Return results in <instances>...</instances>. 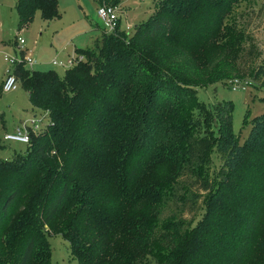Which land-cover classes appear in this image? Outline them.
<instances>
[{"label": "trees", "instance_id": "16d2710c", "mask_svg": "<svg viewBox=\"0 0 264 264\" xmlns=\"http://www.w3.org/2000/svg\"><path fill=\"white\" fill-rule=\"evenodd\" d=\"M238 1L156 0L155 13L131 36H120L119 19L93 51L76 48L84 59L62 75L12 67L48 121L30 133L24 153L0 159V264H49L50 232L68 241L75 264H264V204L234 207L226 212L232 225L209 232L220 207L217 183L205 174L217 161V177L231 185L261 166L264 112L241 144L229 101L211 107L216 134L204 112L180 107L208 79L198 68L215 64L213 82L236 71L264 75L261 64L250 69L253 51L240 56L226 23ZM14 7L21 29L37 11L44 21L61 15L57 0H15ZM224 51L233 55L230 66ZM140 71L150 81L135 88ZM165 180L171 196L179 193V215L205 210L194 228L193 220L167 221L174 215L158 219ZM188 228L178 242L175 230Z\"/></svg>", "mask_w": 264, "mask_h": 264}, {"label": "rangeland", "instance_id": "374dc122", "mask_svg": "<svg viewBox=\"0 0 264 264\" xmlns=\"http://www.w3.org/2000/svg\"><path fill=\"white\" fill-rule=\"evenodd\" d=\"M105 3L117 6L119 8L121 37L131 36L134 27L140 23L148 21L155 13L156 0H102ZM60 17L51 21L41 19L39 12L34 14L31 23L24 28H19L18 16L14 7V0H0V159L10 160L16 154H22L26 151L27 145L19 142L7 141L3 139L5 133L12 132L13 129L22 121L30 120L34 115L43 118L47 123L48 117L32 107L29 102L27 91L21 84L17 89L3 92L1 84L7 70L12 69V65L4 59V54L21 58L20 49L14 43L17 37L24 40L23 48L27 50L26 55L38 62L27 68L36 70H55L62 75L65 67L54 66L51 64L53 59L62 61L69 55L75 53L76 48L93 47L104 34H108L101 29L102 23L97 16V10L100 0H57ZM264 3V0H239L232 15L228 17L226 23L233 37L237 39L242 56L245 50L254 52L249 65L251 70L261 64L264 68V12H258V8ZM127 24L131 28L126 30ZM232 40H234L232 38ZM235 50V48H234ZM236 51V50H235ZM226 60L231 65L232 53L224 51ZM258 53V54H257ZM104 57V52H99ZM223 70V69H222ZM200 76L208 77L210 80L204 82L197 81V99L192 103L183 106L190 114L200 111L204 112L210 124L213 125V131L216 134L217 118L214 110L211 108L218 101H229L232 104V131L238 137L239 143H243L249 130L251 119L264 112V75L254 78L252 72L249 75L239 74L237 71L222 74V78L213 82L214 73L220 71L215 64L209 69H197ZM225 71V69L223 70ZM219 77V76H218ZM217 77V78H218ZM138 81L133 83L137 88L142 83L147 86L150 78L145 71L139 72ZM234 79H245L249 82L245 89H232L231 81ZM180 100L181 96H178ZM182 102V100L180 101ZM196 109V110H195ZM262 163L257 169L251 168L243 172L242 180L232 182L224 181L217 177L220 169L219 163L214 161L210 169L206 168V176L212 177L217 183L215 190L217 199L216 213L210 220L209 232L222 227L232 225L226 212L234 211V207L245 208L253 204H264V155L261 156ZM162 190L161 202L159 203V218L162 219L170 215L176 220L178 218L193 220V228L203 216L199 211L194 218L189 214L179 215L180 199L179 193L171 196L170 180H165ZM203 192V191H202ZM204 193V192H203ZM71 214L64 215L63 221L67 222ZM220 217V219H217ZM233 220V219H232ZM163 221V220H159ZM169 227H173L172 221L168 222ZM50 232V231H49ZM192 229L188 228L183 234L175 230V237L178 242L191 234ZM48 242L51 249L49 264H75L69 248V243L60 234L49 233ZM141 264H156L151 258H147Z\"/></svg>", "mask_w": 264, "mask_h": 264}, {"label": "built area", "instance_id": "2783aa9c", "mask_svg": "<svg viewBox=\"0 0 264 264\" xmlns=\"http://www.w3.org/2000/svg\"><path fill=\"white\" fill-rule=\"evenodd\" d=\"M119 8L117 6H112L104 1L100 2V5L97 10V16L102 23L103 30L107 33H115L118 30V21H119ZM131 25L127 24L126 30L130 29ZM15 44L20 49L21 58L17 59L15 57L8 56L4 54V59L8 61L12 67L17 63L27 64L29 66H33L37 63L36 59L27 56L25 50L23 48L24 40L21 37H17L15 39ZM84 59V56L79 53H74L73 55H69L66 59L59 61L57 59H53L51 64L54 66H61L68 68L78 61ZM19 81L17 80L15 74L12 69L7 70L3 82L1 84V90L3 92H9L17 89ZM249 82L245 79H234L231 81V86L233 90L238 88L245 89L246 85ZM46 123L43 122V118H39L34 115L30 120L22 121L19 125H17L12 132L5 133L3 136L4 140L19 142L23 144H28L30 141V133H36L41 131L45 127Z\"/></svg>", "mask_w": 264, "mask_h": 264}, {"label": "crops", "instance_id": "0c3cea01", "mask_svg": "<svg viewBox=\"0 0 264 264\" xmlns=\"http://www.w3.org/2000/svg\"><path fill=\"white\" fill-rule=\"evenodd\" d=\"M14 2H15V0H14ZM14 5H15V3H14ZM119 19H120V17H119ZM120 24V23H119ZM101 29L103 30V27L101 26ZM121 29V28H120ZM104 31V30H103ZM37 61V60H36ZM38 62V61H37Z\"/></svg>", "mask_w": 264, "mask_h": 264}]
</instances>
